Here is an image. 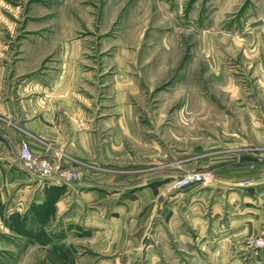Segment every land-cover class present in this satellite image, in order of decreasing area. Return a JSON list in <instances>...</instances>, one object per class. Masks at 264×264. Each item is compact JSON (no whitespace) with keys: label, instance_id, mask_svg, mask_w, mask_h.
Returning a JSON list of instances; mask_svg holds the SVG:
<instances>
[{"label":"rangeland","instance_id":"obj_1","mask_svg":"<svg viewBox=\"0 0 264 264\" xmlns=\"http://www.w3.org/2000/svg\"><path fill=\"white\" fill-rule=\"evenodd\" d=\"M63 30L82 55L113 58L114 72L135 75L144 93L131 99L140 121L121 133L131 157L107 170L147 184L163 170L156 182L174 190L187 173L207 177L188 187L264 182V0H0L8 95L23 77L11 76L20 43ZM13 127L21 128L0 115L1 139ZM63 192L50 186L43 203L0 214V264H75L88 231L58 217ZM263 233L264 222L243 245L264 253L251 244Z\"/></svg>","mask_w":264,"mask_h":264},{"label":"crops","instance_id":"obj_2","mask_svg":"<svg viewBox=\"0 0 264 264\" xmlns=\"http://www.w3.org/2000/svg\"><path fill=\"white\" fill-rule=\"evenodd\" d=\"M62 32L24 39L11 75L22 79L10 95L0 86V115L21 127L0 138V214H23L50 186L63 188L58 217L88 231L75 264H264L262 251L243 245L264 222V182L174 190L156 182L163 170L147 184L106 169L131 157L121 133L140 121L131 99L144 93L135 75L112 70L113 58L82 55L81 41ZM4 73L0 65L2 81ZM24 137L34 154L79 167L80 178L26 170L18 156Z\"/></svg>","mask_w":264,"mask_h":264},{"label":"built area","instance_id":"obj_3","mask_svg":"<svg viewBox=\"0 0 264 264\" xmlns=\"http://www.w3.org/2000/svg\"><path fill=\"white\" fill-rule=\"evenodd\" d=\"M18 154L23 167L42 179L57 181L80 178L78 171L53 167V164L47 158L34 155L26 141L20 143ZM206 179L207 177L203 173H187L174 181L173 185L178 188L187 186L192 182H201ZM251 244L257 247L264 246V233L259 238L251 241Z\"/></svg>","mask_w":264,"mask_h":264},{"label":"trees","instance_id":"obj_4","mask_svg":"<svg viewBox=\"0 0 264 264\" xmlns=\"http://www.w3.org/2000/svg\"><path fill=\"white\" fill-rule=\"evenodd\" d=\"M58 189H61V188H58Z\"/></svg>","mask_w":264,"mask_h":264}]
</instances>
